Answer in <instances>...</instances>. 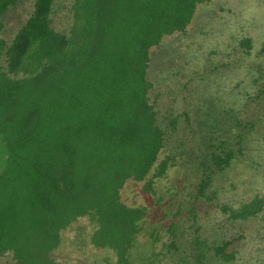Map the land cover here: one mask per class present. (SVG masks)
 Instances as JSON below:
<instances>
[{
    "label": "trees",
    "instance_id": "obj_1",
    "mask_svg": "<svg viewBox=\"0 0 264 264\" xmlns=\"http://www.w3.org/2000/svg\"><path fill=\"white\" fill-rule=\"evenodd\" d=\"M209 1L74 0L65 35L52 25L54 0H36L9 44L5 17L20 0H0V257L59 264L51 254L61 231L88 217L96 247L137 264L132 249L147 211L125 203L121 189L156 165L153 177L167 170L151 48L185 32ZM261 209L257 198L235 216ZM195 257L207 264L205 252Z\"/></svg>",
    "mask_w": 264,
    "mask_h": 264
},
{
    "label": "rangeland",
    "instance_id": "obj_2",
    "mask_svg": "<svg viewBox=\"0 0 264 264\" xmlns=\"http://www.w3.org/2000/svg\"><path fill=\"white\" fill-rule=\"evenodd\" d=\"M20 0L5 17L11 44L34 12ZM74 0H54V28L69 34ZM151 48V100L166 130L162 176L129 179L122 200L146 208L132 249L137 264H264V0H210L185 32ZM0 159H2L0 157ZM152 189H146L148 180ZM263 209H237L255 199ZM95 224L82 217L61 231L51 256L59 264H119L96 247ZM13 254L0 264H15Z\"/></svg>",
    "mask_w": 264,
    "mask_h": 264
}]
</instances>
